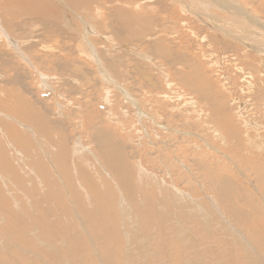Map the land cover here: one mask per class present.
Masks as SVG:
<instances>
[{"label":"rangeland","instance_id":"rangeland-1","mask_svg":"<svg viewBox=\"0 0 264 264\" xmlns=\"http://www.w3.org/2000/svg\"><path fill=\"white\" fill-rule=\"evenodd\" d=\"M1 1L4 0H0V10L5 11L9 6L2 7L1 5L4 2ZM100 1L99 5L107 4V0H103L104 2ZM113 1L115 4L117 3L115 2L117 0ZM143 1L145 3H142ZM143 1L141 2L142 4H139L144 9L141 7L136 11L135 9H130V11L136 13L139 19L137 26L140 28H138L136 34L142 39H134L135 35H133L128 36L124 41L111 38L112 41L110 42L112 43L106 42L102 40L101 35H106L107 33L109 35L112 30L110 32L107 29L102 31L99 27L96 29L93 26L90 31L94 32L87 43L84 41V27H81L75 21L76 27L75 30H72L75 33L70 34L71 30H66L65 32L62 27L61 30L62 32L64 31L62 34L66 35H61L60 39H57V34L49 33L46 38L40 40L39 44H48L47 46L56 49L58 53L46 54L38 45L25 49L28 56H30L29 58L32 61L34 60L40 71H37V69L36 72L24 62L23 65L20 60H15L9 56L12 65L10 67L6 65L0 67V75H4L3 78H0V98L1 100H14V95H22L28 101L36 103L39 109L41 108L46 113V117L54 124H57L58 120L63 121V128L68 137L70 147L72 148L77 142H81L84 156L88 159H95L96 153L89 135L94 134L96 128H101L107 135L109 133L117 143L125 146V148L120 149L126 158L124 161L125 165L131 166L134 170H142L144 168V170L151 175L154 174L152 176H157L165 184L164 186L167 189H163L164 192L160 198L163 199L164 197V206L167 213L173 214L175 212L174 215H176V213L181 212L178 216L176 215V218H169L161 214L160 209L163 212L165 211L158 203L160 193L157 191L158 187L155 181L147 186L137 185L139 189L138 202L131 204L134 214L146 216L159 211L160 214L158 212V215L164 218L161 221L166 219L165 222L160 228L148 227L147 229L137 224L129 223V220L127 221L124 218L120 219L121 223L116 220L96 223V227L101 231L99 235L102 242L96 245L91 243V239L87 237L88 246L86 247L87 243L85 242L81 253L84 257L83 264H105L100 260L102 256L104 260L107 257L109 258L107 260L108 264H130L128 260L131 264H156L157 261L158 264H189V259L191 260L190 264H264V162L262 164V159L264 161V150H256L255 147L252 148L253 146H246V141L248 140V142H256L259 145L264 143V52L261 54L259 51L257 52L256 48H249L251 44H249V47L244 46L225 34L227 33L225 29L228 28L227 23H229L230 19L233 20L232 16H234V13L227 12L223 6L202 7L210 15H216V17L220 18L217 21L219 22L217 24L218 27L220 24L222 25L220 29L214 28L215 23L210 21V19L196 17L179 3L175 4L173 0ZM227 1L230 2V0ZM231 1L236 2L247 11V17L249 18L243 17L247 22H253L250 20L256 18L264 25V0ZM110 4L112 5V2ZM112 8L118 9L121 7L114 5ZM6 12V18L11 17ZM77 12H79V16H84L88 19V15H85L84 12ZM156 12L160 13V17H157L158 14ZM242 14L245 13L242 11ZM165 16H168V18L164 19L163 17ZM22 20H24L23 22L27 21L23 17V19L17 18L16 22L18 21L19 23ZM142 21H144V24ZM25 27L29 31L38 30L37 32L43 33V27H36V25L30 23H26ZM145 27L147 28L145 29ZM131 28L133 29V26ZM255 30L261 36H264V30L256 26V24ZM143 31L144 36H142ZM237 33L238 31L236 30L232 35H238ZM4 43L5 41L3 42L0 39V53H9L6 52L8 46ZM85 44L92 51L100 50L99 53L102 52L100 53L102 60L100 59L101 62L99 61V63L102 64L104 69L107 61L117 65L114 71L108 69L110 70V75L108 79L106 78L109 81L107 82L108 85L100 71V67H96L90 58L84 55L82 57L79 51L74 50V48L78 50L80 46ZM146 44L150 47L146 46ZM103 49L106 51L104 55H102ZM108 49L110 50L108 51ZM160 50L161 52H159ZM111 51H113L112 54H109ZM168 51H171L169 55ZM144 57L147 58L144 59ZM71 58L75 62L80 61L79 64L85 63L91 77H79L76 70L82 72L84 68L80 69L81 65L77 63L76 68L73 67V71L56 65L63 60H71ZM148 58H150V62ZM15 73L18 74V82L16 84L5 81L10 79V76ZM43 73L48 77L50 75L47 82L46 80L44 81L45 78L42 79V77H46ZM94 81L96 84H94ZM41 82L42 85L40 84ZM119 85L129 91L130 94L132 93L131 97L134 100H126L127 98L122 95ZM93 86H95V89ZM237 103L239 106L242 105L240 110H244L243 113L245 112L249 116L246 119L244 115L243 122L245 125L251 124V122L254 125L259 122L257 126L261 131H257L256 127V130L254 129L248 133L244 127L245 125L243 128L239 127L241 126L239 122V124L234 123L236 130L240 133L243 130L246 131L247 136L244 133L232 136L225 123L227 122L226 120L231 121L229 118L233 114L235 109L233 107ZM218 104L219 106H217ZM63 106L64 109H62ZM102 106L106 108H101ZM0 111L5 112L4 106H2ZM6 113L14 115L9 112ZM114 113L116 115L113 116ZM139 117L142 118L139 120ZM103 119L105 122H103ZM222 124L223 126L221 127ZM213 126H217L226 134L224 136L227 139V145L230 143V147H227V145L225 147L222 145V141L216 138ZM92 129L95 130L92 131ZM106 130H108V133ZM21 131L23 132V130ZM2 134L0 132V139L6 143H3L4 152L0 150V160L2 154H7L6 150L11 154L9 159L13 170L11 172L14 174L13 183L18 185V187L15 186L13 189H24L23 195L28 190L34 189L38 194H35L33 198L37 199L40 190L47 189V187L40 188L37 186L40 181H36V177H41L43 182L46 183L43 177L46 172L50 173L53 171L54 175L56 171L61 175V171L71 175V172H69L71 171L70 168L59 159L58 150H37L38 154L34 158H30L28 154L30 150H20L22 154L30 158L28 163L24 160L21 165L30 172L32 171L27 185L26 183L24 186L20 185L25 180H22L23 178L20 179L18 173L19 155L7 147L8 141L5 135L3 134V136ZM230 140L232 141L230 142ZM32 141L36 145V141ZM46 153H50V156L48 157ZM71 157L72 159L75 158L74 155ZM259 159L261 160L260 162ZM87 163L85 161L82 165L87 166ZM96 165L99 166L98 164ZM14 169L16 170L15 173ZM5 172L6 170L0 164V183L2 185H4V182L1 177H6ZM100 173L102 177L104 175V179L94 175L96 183L94 189L102 198L95 202L97 209L107 207V198L114 191L111 185L114 180L110 178L104 169ZM59 175L58 179L54 175L56 190L62 194L59 196L60 205L58 208L68 207V213H72L73 216L80 214V217L85 220V218H88V212H85L83 206L80 205L82 201L73 202V194L72 196L68 195V190H72V187L65 185L62 189L61 179H59L62 176L59 177ZM65 180L71 181V177L65 176ZM33 182L35 188L30 187ZM45 190H43V193ZM222 190L224 191L223 193L221 192ZM173 193L184 197L186 199L185 203L195 205H188L189 207L187 208L181 206L179 211L176 207V209L172 208L171 203H174L175 200ZM23 195H17L19 201L23 204L21 211L27 212L26 214H29L32 221H35L33 216L38 213L42 214V212L37 207L34 209L27 207V200ZM41 195L43 194L41 193ZM6 196H0V208L4 206V208L0 209V217L1 213L5 214H2L3 225L2 227L0 225V233L3 232L6 235L7 241L12 246L15 242L17 246L25 247L24 249L26 250H32L33 252H38V254L42 251L39 255L46 260L44 264H47L49 258L42 250L45 248L41 247L39 249L41 244L37 238L41 237L40 234L37 236V234L31 232L30 239H21V235L18 233L20 235L18 236L17 232H15L17 229L19 230L15 226L16 222L13 219L15 202L9 192L6 193ZM229 201L238 209V213L232 209ZM3 209L9 210L6 212ZM35 209V215H31ZM185 210L188 212L187 214ZM208 211L210 212L208 213ZM118 213H120V210H118ZM191 215L192 217L190 218ZM35 217L37 219L38 216L36 215ZM39 217L41 218V216ZM192 218H195V220H192ZM209 219L212 220L210 221ZM231 222L235 226H232ZM79 224L81 229L86 228L90 234L97 235L98 231L94 221L93 225L87 224L88 227H85L83 221ZM104 225L111 231L104 233ZM209 225L213 230H211ZM14 226L15 229L17 228L16 230L12 229ZM9 227L13 232H11L12 230ZM33 227L31 231L36 228L35 226ZM44 228L40 229L43 230ZM127 228H130V231H133L132 229L139 231V233L134 234L135 243L126 244L124 241L129 231ZM26 229L30 230V227H24V233L28 231ZM70 230H77V226L72 227ZM125 231L127 233L124 235ZM234 235L238 236V238ZM31 239H33V242ZM186 239L188 240L186 241ZM92 240L94 242L93 237ZM186 244L188 247H186ZM65 249L61 253L66 260L72 261L65 264H80V262L77 263L75 261V252L68 247ZM0 254L10 256L1 253V251ZM72 254L74 255L72 256ZM14 255L16 254L13 253L11 258L16 260ZM21 255L23 257L19 255L18 258L23 264H43L41 259H32L31 261L30 258H26V254L22 253ZM1 258L4 264H13V260L9 257Z\"/></svg>","mask_w":264,"mask_h":264},{"label":"bare ground","instance_id":"bare-ground-1","mask_svg":"<svg viewBox=\"0 0 264 264\" xmlns=\"http://www.w3.org/2000/svg\"><path fill=\"white\" fill-rule=\"evenodd\" d=\"M97 1H99V2H97ZM142 1L143 0H117V1H115V2H117L115 4L113 0H110V1L107 0L106 1L107 4L104 3V5L98 4V3H101L100 0H4V1H1V2H4V4L1 5L2 7L9 6L8 8L6 7L7 9L5 11L0 10V39L3 40V42L5 41V43L7 44L8 50H6V52H9V53H0V67H3L5 65L10 67L12 65V63L9 59V56H10V57H13L15 60L16 59L20 60V62L22 64L24 62L26 65L29 66V68H32L35 71L38 69L37 71H40V69L35 65L34 60L32 61L29 58L30 56H28L25 49L29 48V47H33L34 45H38V46H40V49L46 54L58 53V51L56 49L52 48L51 46H47L48 44L47 45L45 43L39 44L40 40L42 38H46L47 34H49V33L57 34V39H60L61 35H63L62 33L64 31L66 32V30H71L70 34L75 33V31L72 32V30H75V27H76V25L74 24L75 21H77L81 27H84L83 28V30H84V41L87 43L89 41V38L91 37V35L94 32V31L93 32L90 31L91 30L90 28H92L93 26L96 29H97V27H99L102 31H104V29H107V31H109V32H110V30H112V33H110L109 35H107L108 33L106 35H104V34L101 35L102 40H104L106 42L112 41L111 38H117V40L124 41L128 36H133V35H135L134 39H136V38H138V40L142 39V38L137 36L136 28H135V22L138 21L139 19H138L135 12L130 11V9H133V10L135 9V11L138 10L141 7V4L145 3L144 1L143 2ZM219 1H221V2H219ZM109 2L110 3L112 2V5ZM173 2L175 4L179 3L184 8H186L190 13H193L196 17L197 16L198 17H204L207 20L210 19V21H213L215 23L214 28H220V29L222 28V25L220 24L219 27L217 25V24H219V22H217V21H219L218 19H220V18L216 17V15H210L208 13V11L202 7L203 6H209V7L211 6V8H212L213 6L215 7V5L216 6L218 5V7L223 6L227 12L234 13V16H232L233 20L230 19L229 23H227L228 28L225 29V32H227V33H225V32L224 33L227 34L230 38H232V40H235L236 42H238L244 46L249 47V44H251V46L249 48H252V47L256 48L257 52L259 51L261 54H263V52H264V36L263 35L261 36L255 30V24H256V26L261 27L262 30H264V25L260 22V20H258L256 18L254 19V17H253V19L255 21L250 20L253 22H249V21L247 22V20L244 19L247 17V13H246L247 11L243 7H240V5L237 4L236 2H233L231 0H230V2L227 0H173ZM139 3H141V4H139ZM114 5H119L121 8L113 9L112 7ZM142 9H144V8H142ZM77 11L84 12L85 15H88L87 18L89 20L86 19L84 16H82V17L79 16L78 15L79 12H77ZM242 11L245 14H242ZM5 12L11 17L6 18ZM156 13H158V12H156ZM138 14H140V13L138 12ZM237 15H238V17H237ZM23 17H25V20H27L28 22L27 21L23 22L24 20H22V22H19V23H18V21L16 22L17 18L23 19ZM157 17H160V13H158ZM250 17L252 18V16H250ZM163 18L167 19L168 16H165ZM247 18H249V17H247ZM200 19H202V18H200ZM26 23L36 25V27H43V31H42L43 33L37 32L38 30H35L36 32L35 31L32 32V31L27 30L25 27ZM142 23L144 24V21H142ZM131 24L133 26V29L131 28L132 27ZM205 24H207V23H205ZM86 25H88V26H86ZM62 27L64 30L63 32L61 30ZM146 28L147 27H145V29ZM232 28H234V30H232ZM96 29H95V31H96ZM236 30L238 31V33H237L238 35L234 34V36H233L232 33H235ZM99 32H97V33L99 34ZM166 34H167V32H166ZM65 35H63V36H65ZM142 36H144V31H143ZM223 36H225V35H223ZM110 43H112V42H110ZM89 44H90V42H89ZM85 45L80 46L78 48V50L74 48V50L79 51L81 56L84 55V56H87L88 58H90V60H92L95 63L96 67H98V66L100 67V71H101L102 75L105 77L104 79H106V78L108 79V76L110 75V72H109L110 70H108V69H111L112 71H114V70H116L117 65H115L111 61H107V62L105 61L106 66L104 69L102 64L99 63V61L101 62V60H102V58L100 56V53H102V52L99 53L100 50L99 51L98 50L92 51V49L88 45H86V46ZM147 45L148 44H146V46ZM156 46L158 47V45H156ZM143 49H146V48H143ZM70 50H72V49H70ZM109 50L110 49H108V51ZM148 51H150V50H148ZM104 52H106V51H104V49H103L102 55H104ZM112 52L113 51L109 52V54H112ZM159 52H161V50ZM169 52H171V51H168V55H169ZM74 55H76V54H74ZM84 56H82V57H84ZM146 58L144 57V59H146ZM149 60H150V58H148V61ZM84 61H87V60H84ZM192 61H193V59H192ZM79 62H77V61L75 62L71 58V60H66V61L63 60V61L57 63L56 65L63 68V69H71V71H73V69H74L73 67L76 68V65L79 64ZM100 64H101V66H100ZM79 65H81L80 69L84 68V70L82 72L79 70H76V72L79 74V77L86 78V76H90L89 72H88L87 65H85V63L79 64ZM125 66H123V67H125ZM152 66H153V64H152ZM114 73H112V74L114 75ZM98 74H100V73L98 72ZM43 75H45L46 77H42V79L45 78L44 81L46 80V82H47V79L50 78V75H49V77L44 73H43ZM43 75H41V76H43ZM3 76L1 74L0 78H3ZM17 76H18V74L15 73L14 75L10 76V79H6L5 81H9L10 83L16 84L18 82ZM94 77H95V74H94ZM100 77H101V75L99 76V79H100ZM107 79H106V84H107V82H109ZM95 81H94V84H96ZM87 82H88V79H87ZM90 82H92V81H90ZM90 82H89V84H90ZM205 82H207V81H205ZM40 84L42 85V82ZM43 84H44V82H43ZM78 84H79V82H78ZM121 85H123V84H121ZM167 86H168V84H167ZM93 87L95 89V86H93ZM119 88L121 89L122 95L126 96V98H127L126 100H128V101H130V99H131V101L134 100L131 97L132 93L130 94L129 91H127L126 89H124V87H122L120 85H119ZM103 89H104V87H103ZM210 93H212V92H210ZM206 94H208V93H206ZM208 95H210V94H208ZM81 99H82V97H81ZM128 104H130V103H128ZM230 105H231V103H230ZM2 106H4L5 112L0 111V119H1L0 120V132H2L5 135L6 140L8 141L7 147L10 150H14L15 151L14 153H17L19 155V163H18L19 172L18 173H19L20 179L23 178L22 180H25V182L22 181L23 184L21 183L20 185L24 186L25 183L27 185V182L31 178V175H32V171L30 172L29 170L25 169L21 165L22 161L24 163V160H25L28 163L30 158H34L38 154L37 150H58L59 159L62 162H64L66 164V166H68V168H70L71 171H69V172H71V175H67L61 171H60L61 175H59V173H57L55 170H54L55 171L54 175L57 177V179H58V175H59V177L62 176V178H59V179H61L62 189L65 187V185H68V187L71 186L72 190H68V192H69L68 195L72 196V194H73V196H72L74 198L73 202H76L77 200L82 201V203L80 205L83 206V210L85 212H88V218H85V220H86L85 221L83 218L80 217V214L73 216L72 213H68V210H69L68 207L63 206V207L58 208L60 205L58 200H59V196L61 193H58L56 190V179L54 178L53 171H51L50 173L46 172L44 174L43 177H44L46 183L43 182L41 177H39V176L36 177V181H40V183H38V185L36 184L37 186H39L40 188L41 187L42 188L47 187V189L44 188V189L40 190L39 197H37L38 200L33 198L35 194L36 195L38 194V192L35 191L34 189L28 190L27 191L28 193L26 192L24 195H23L24 189H22V187H21L22 190H20V188H19V190H18V188L13 189V187H15V186L18 187V185H15L13 183L14 174H12V172H11L13 170L10 166L11 162L9 159V156H11V154H9L7 150L5 151L7 154H2L0 164L6 170V172H5L6 177H3V176L1 177V179H3L4 185H2L0 183V196L1 197L2 196L7 197L6 193H8V192H9V194H11L13 196V199L15 202V209L12 208L13 209V216H14L13 219L16 222L15 226H17L19 228V230L17 228H16L17 229L16 230L15 226L12 229H15L16 231L15 230L14 231L17 232V234L19 233L21 235V239H30V237H31L30 233L31 232L37 234V236H39L38 234H40L41 237L37 238L38 242L41 244L39 249L41 247L45 248L42 250L44 251L45 255L49 258V262H47V264H51V263L52 264H65L66 262H69V263L72 262L71 260H66L63 256V254L61 253V251L63 252V250L67 247L71 248L75 252L74 253L75 257H76L75 261L77 263L80 262V264L81 263L83 264L84 257L82 256L81 253L83 252V248H82L83 245H85V242L87 243V237L91 239V243H94L96 245H98L99 242H102L100 235H99L101 233V231L98 229V227H96V223L110 222V220H112V221L116 220V221L120 222V219L124 218L127 221L129 220V223L137 224L139 226H142L144 229H147L148 227L160 228L161 225L165 222L166 219L164 221H161L164 218L161 217L160 215H158V212H159L158 210H157L158 211L157 213H150L146 216H139V215L134 214V210L131 208V204L138 202L137 195L139 193V189L137 188V185L147 186V185H151V183L153 181H155L157 184V187H158L157 191H159V193H160L159 198L163 195V192H164L163 189L166 190L167 187L164 186L165 184H163L161 182V180L158 179L157 176H152L154 174L151 175L146 170H144V168L142 170H134L131 166L125 165L124 161L126 160V158L124 157V155L120 151V149L125 148V146L120 144V143H117L113 139V137L108 133V130H106V131H107L109 136L101 128H96V130L92 129V131L95 130V132H94V134L89 135V136H91V138H90V139H92L91 144H94L93 147H95L94 150H96V153H95V159H90V158L88 159L87 157L84 156V149H83V145L81 142L80 143L77 142L76 145L72 148L70 147V145L68 143L69 142L68 137H67L65 130L63 128V124H62L63 121L58 120L57 124H54L53 122H51L48 119V117H46V113L44 111H42L41 108L39 109V107L36 103L28 101L22 95H14V100L13 99H10V100L2 99L1 100V98H0V110H1ZM217 106H219V104ZM240 107H242V105L239 106L238 103L236 104L235 107H233V108H235L234 112H233V117L229 118L231 121L226 120L227 122L225 123V126L228 127L232 136H237L238 134H242V133H244L245 136H247V134L245 133L246 131L243 130V131H241L242 133H240V132H238V130H236V125H234V123L239 124V122H240L241 126H239V127L243 128V126L245 125V123L243 122L244 121V115H245L246 119H248V117H249L248 115H246L247 113H245V112H244L245 114L243 113L244 110L243 111H242V109L240 110ZM101 108H106V107L102 106ZM62 109H64V106L62 107ZM139 109H142V108H139ZM6 112H9V113L14 114V115H9ZM60 114H61V112H60ZM124 114L126 115L125 112H124ZM114 115H116V114L114 113L113 116ZM101 118H103V117H101ZM140 118H142V117H139V120H140ZM218 120H220V119H218ZM103 122H105L104 119H103ZM108 122H109V120H108ZM245 122H246V120H245ZM111 123H112V121H111ZM242 123H244V124L242 125ZM258 123L253 125V123L251 122V124H247L244 127L246 128L248 133L252 132L256 127H257V131L258 130L261 131L260 128L257 126ZM106 125H108V124H106ZM222 126H223V124L221 125V127ZM106 128H109V127H106ZM213 128H214V134H216V138L220 139V140L222 139L221 140L222 145H224L226 147V145H227L226 140L227 139H223V134L221 133L220 129L217 128V126H213ZM21 130H23V132ZM249 138H250V136H249ZM47 139H49V140H47ZM32 140L36 141L35 142L36 145L33 143ZM231 141L232 140H230V142ZM248 141H246V143H247L246 146H253L257 150H264L263 149L264 143L262 145H259L256 142L252 143V142H248ZM3 143H6V142H4L3 140L0 139V150H3ZM44 147H45V149H44ZM227 147H230V143H228ZM89 148H90V146H89ZM20 150H24V151L30 150V152L28 153L30 158H27L24 154H22V152ZM72 150H74V151H72ZM3 152H4V150H3ZM46 154L48 157L50 156V153H46ZM72 155L75 156V158L73 157L74 159H72V157H71ZM230 159L232 160V158H230ZM85 161L88 162L87 166L82 165V163ZM260 161L261 160L259 159V162ZM263 162L264 161L262 159V164H263ZM96 164H98L99 166H97ZM257 164H259V163H257ZM102 169H104L109 174L110 178L112 180H114L113 181L114 183H111L114 191L107 198V201H108L107 207H105V208L101 207V208L97 209L95 207V202L101 200L102 198L94 189V187L96 186V183L94 181V175L102 177L101 173H100L102 171ZM24 170H27V171H24ZM15 171L16 170L14 169V173H15ZM65 176L71 177V181H66ZM103 177H104V175H103ZM108 178H107V180H108ZM149 178H151V179H149ZM112 180H110V181H112ZM26 187H25V189H26ZM30 187L35 188L34 182L32 185H30ZM261 188H263V187H261ZM65 189H67V188H65ZM43 190H45L44 193H43ZM221 192L223 193L224 191L222 190ZM41 193L43 195H41ZM19 194H22L23 197L27 200V203H26L27 207H29L31 209H34L37 207L42 212V214H39L38 212L37 213L39 215L36 214L38 217L41 216V218L39 217V219H38V217H37V219H36V217H35L36 216L35 215L36 209L33 210L34 213L31 214V215H35V216H33L35 218V221H32V218L29 217V214H26L27 212L24 213L21 211L23 204H22V202L19 201V197H17V195H19ZM173 194H174L173 198L175 199L174 200L175 204L171 203L172 208L176 207V208H178V211H179L181 206H184L185 208H187L190 205L191 206L193 205L192 203H188V204L185 203L186 199L184 197H182L180 194H175V193H173ZM14 196H16V197H14ZM220 196L222 197V195H220ZM263 198H264V196H263ZM210 201H213V200H210ZM171 202H172V200H171ZM158 203L162 206V208L165 211V212H163L160 209L161 214H164L169 218L170 217L176 218L181 213V212L178 214L176 213L177 216L174 215L175 212L173 214L167 213L166 207L164 206L165 205L164 204L165 203L164 197H163V199L160 198ZM194 203H196V202H194ZM229 203H230L229 205L232 207V209L238 213V209L230 201H229ZM1 207L4 208V206H1ZM2 208H0V209H2ZM182 209H184V208H182ZM188 209H190V208H188ZM193 209H195V208H193ZM3 210H5L7 212V210H9V209H7V210L3 209ZM118 210H120V213H118ZM29 211L31 212V210H29ZM174 211H176V210H174ZM209 212L210 211H208V213ZM187 213L188 212L186 211V214ZM2 214H4V213H1V217H0L1 227L3 225V215ZM159 214H160V212H159ZM213 216H217V215H213ZM191 217H192V215L190 216V218ZM201 217H202V215H201ZM10 218H11V216H10ZM187 218H189V217L187 216ZM213 218H215V217H213ZM159 219H160V221H159ZM192 220H195V218L194 219L192 218ZM82 221H83V224L85 225V227L87 226V224L93 225V221H94L95 227L98 231L97 235L90 234L86 230V228L81 229L79 223H82ZM127 221H125V222H127ZM218 222H220V221H218ZM203 223H204V221H203ZM208 223H209V221H208ZM221 223L224 224L223 222H221ZM155 224H157V225H155ZM232 224L233 223L231 222V225ZM213 225H214V223H213ZM33 226H35L36 228H35V230L33 229L31 231V228ZM76 226H77V230H70L72 227H76ZM104 226H105L104 227V233L111 231L110 229L107 228L106 225H104ZM128 226H130V225H128ZM203 226H205V225H203ZM222 226H224V225H222ZM232 226H235V225L233 224ZM24 227H26V228L30 227V230L26 229L28 231H26V233H24L23 232ZM42 227H45V228L42 230V229H40ZM109 227H110V225H109ZM5 228H7V227L5 226ZM9 229H10V227H9ZM12 229H10V230H12ZM127 229L129 231L127 230L128 234H127V237L125 236L126 239H124V241L126 242V244H131L133 242L135 243V239H133L134 234L139 233V231H137L136 229H132L133 231H130V228H127ZM206 230H208V229H206ZM211 230H213L212 227H211ZM127 231H125V233L123 232L124 235L127 233ZM11 232H13V230ZM87 232H88V234H87ZM229 232H230V230H229ZM19 234H18V236H20ZM240 234H242V233H240ZM91 235L94 238V242H92L93 240H92ZM234 236H236V235H234ZM236 237L238 238V236H236ZM148 238H150V237H148ZM31 240L33 242V239H31ZM187 240L188 239H186V241ZM7 242L8 241L6 239V235L3 232H1L0 233V251H1V253H5V254L10 255V256L0 254V264H4L3 263L4 261L2 262L1 257H5V258L9 257L10 259H12L11 256L13 253H15L17 255V257H16V255H14V258L16 260L12 259L13 264H23L22 261L19 260V258H18L19 255L23 257V255H21L22 253L24 255L26 254L27 255L26 258H30L31 261H32V259H34V260L41 259L43 264H44V262H46V260L43 259L39 255L42 251L41 252L39 251L40 253L38 254V252H33L32 250H26V249H24L25 247L23 248L20 245L17 246L15 242L13 243V246H12V244H9V242L7 244ZM22 242H24V241L22 240ZM65 246H67V247H65ZM87 246H88V243L86 244V247ZM186 247H188L187 244H186ZM186 247H184V248H186ZM263 252H264V248H263ZM74 254H72V256ZM64 255H66V254H64ZM75 257H73V258H75ZM104 257H107V256H104ZM100 260L103 261L105 264L109 263L107 261V260H109L108 257L105 258V260H104L103 256H102ZM58 261H59V263H58ZM190 261L191 260L189 259V264H190ZM128 263L131 264V262L129 260H128ZM156 264H158V261L156 262Z\"/></svg>","mask_w":264,"mask_h":264},{"label":"crops","instance_id":"crops-1","mask_svg":"<svg viewBox=\"0 0 264 264\" xmlns=\"http://www.w3.org/2000/svg\"><path fill=\"white\" fill-rule=\"evenodd\" d=\"M156 14H158V13H156ZM135 28H136V33L138 32L137 30H138V28H140L139 26H137V21L135 22ZM142 34V33H141ZM139 35V34H138ZM139 37V36H138ZM231 117H233V114L231 115ZM230 117V118H231ZM218 128V127H217ZM221 131V130H220ZM221 133L223 134V139H226V137L224 136V135H226L224 132H222L221 131ZM228 137V136H227ZM222 140V139H221ZM252 148H254V147H252ZM264 149V148H263ZM257 150V149H256Z\"/></svg>","mask_w":264,"mask_h":264}]
</instances>
